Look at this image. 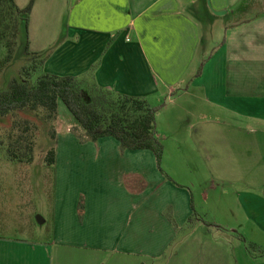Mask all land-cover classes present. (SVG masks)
<instances>
[{
    "label": "crops",
    "instance_id": "1",
    "mask_svg": "<svg viewBox=\"0 0 264 264\" xmlns=\"http://www.w3.org/2000/svg\"><path fill=\"white\" fill-rule=\"evenodd\" d=\"M13 1L23 9L31 0ZM200 16L220 24L206 43ZM27 34L30 52L52 49L45 73H92L99 87L144 98L158 111L166 95L171 104L175 96L212 105L221 114L216 136L234 150V183L252 188L242 174L264 173V132L250 126L264 124V0H32ZM95 144L102 149L90 151L96 161L85 165L99 162L100 170L82 229L72 222L75 200L55 199L49 239L0 240V264H264V247L248 252L234 231L223 245H206L199 229L181 235L190 224L189 195L162 183L151 152L119 153L110 138ZM259 185L260 193L237 198L264 234Z\"/></svg>",
    "mask_w": 264,
    "mask_h": 264
},
{
    "label": "rangeland",
    "instance_id": "2",
    "mask_svg": "<svg viewBox=\"0 0 264 264\" xmlns=\"http://www.w3.org/2000/svg\"><path fill=\"white\" fill-rule=\"evenodd\" d=\"M198 23L205 43L209 41L210 29L220 25L209 16H200ZM22 45L23 39L20 38L18 54ZM14 65L17 69L18 63ZM16 69L12 68L13 71ZM166 97L161 99V108L157 109L159 113L155 117V130L162 147L159 163L152 157L162 183L189 195L192 214L190 224L188 221V227L183 228L181 235L199 229L206 233V237H202L206 245H223L225 237H230L234 231V235L239 234L245 245L252 244L262 252L260 247H264V234L257 225L259 222L254 224L248 207L239 201L237 193H260L259 184H263L264 173L242 174V178L248 177L253 182L252 188L247 187L246 182L234 183L233 149L224 147L216 136L219 135V127L215 121L221 114L212 105L191 100L190 97L188 100H177L174 96L171 101L175 104H171ZM57 112L56 119L48 124L25 117L37 127L30 164L8 163L4 158L5 146L0 145V240H48L54 217V200L60 198L69 204L71 199L75 200L72 222L77 229L82 225L85 198L91 194L89 186L92 177L100 170L95 169L99 167V162L85 164L96 161L88 154L90 151L102 148L84 139L82 130L61 102ZM251 124L255 131L264 132L263 123ZM7 126L9 122L0 123V140L3 128ZM51 149L54 151V164L47 166L45 157ZM119 153L122 151L119 150ZM101 161L104 162L105 158ZM80 162H84L83 169ZM259 169L261 167L255 168L256 171ZM95 189L98 190L97 187ZM143 208L145 210L146 205ZM62 209H57V215H62ZM162 214L170 216L171 207L166 206ZM192 216L196 219L195 226ZM241 234H244L243 237ZM181 240L182 237H179L175 246Z\"/></svg>",
    "mask_w": 264,
    "mask_h": 264
},
{
    "label": "trees",
    "instance_id": "3",
    "mask_svg": "<svg viewBox=\"0 0 264 264\" xmlns=\"http://www.w3.org/2000/svg\"><path fill=\"white\" fill-rule=\"evenodd\" d=\"M31 7L32 0L23 9L13 0H0V123L9 122L0 140V145L5 146V160L25 165L32 162L37 127L25 117L45 124L53 122L61 102L86 141L96 143L110 138L120 151H149L159 163L162 147L155 130L157 108H152L144 98L99 87L92 73L82 77L45 73L43 66L50 50H29ZM20 38L23 45L18 54ZM45 163L54 164L52 149L47 152ZM245 246L250 253L258 248L252 244Z\"/></svg>",
    "mask_w": 264,
    "mask_h": 264
}]
</instances>
